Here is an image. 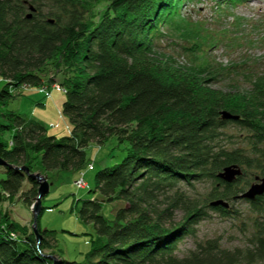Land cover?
Listing matches in <instances>:
<instances>
[{"label":"trees","instance_id":"obj_1","mask_svg":"<svg viewBox=\"0 0 264 264\" xmlns=\"http://www.w3.org/2000/svg\"><path fill=\"white\" fill-rule=\"evenodd\" d=\"M46 1L60 6L59 13L37 9L29 17L26 10L43 0H0V79L5 82L0 90V159L7 164L0 166L6 176L0 181V202L20 199L30 207L37 197V182L21 168L31 174L40 166L46 177L59 172L80 175L87 166L93 169L87 146L103 145L109 138L124 145L126 155L96 173L92 192L97 197L76 201L78 218L91 223L95 232L84 262L61 258L55 231L39 226L49 209L41 206L39 243L31 227L0 209V264H52L47 252L58 255L59 264L264 261V220H255L254 250L246 255L221 250L218 241L199 244L182 259L175 255L180 242L207 216L206 209L230 215L229 206L212 207V202L242 199L236 198L243 191L238 177L237 183L218 178L224 168L255 166L264 177V74L253 79L249 92L222 91L210 85L220 75L209 65L185 70L168 60L155 61V56H164L159 52L164 30L170 41L184 42L181 50L192 56L201 52L205 59L215 45L201 35V23L193 24L180 13L187 0ZM243 1L218 0L226 6ZM205 46L208 49H202ZM47 68L52 75H46ZM52 85L64 89L62 113L70 122V135L59 139L48 136L36 120L4 110L17 89ZM222 111L238 118L224 120ZM227 124L248 131L252 153L263 158L262 166L257 156L239 149L215 150L218 132ZM6 132L8 141L2 138ZM203 179L218 184L204 205L178 186ZM116 199L126 205L108 219L103 205ZM247 201L261 218L264 194ZM177 211L183 216L174 223Z\"/></svg>","mask_w":264,"mask_h":264},{"label":"rangeland","instance_id":"obj_2","mask_svg":"<svg viewBox=\"0 0 264 264\" xmlns=\"http://www.w3.org/2000/svg\"><path fill=\"white\" fill-rule=\"evenodd\" d=\"M38 5H32L33 8L26 10V15L32 16L37 9H40L43 14L59 13L60 6L50 1L43 0ZM104 6V3L96 6L93 12L97 14ZM180 13L189 17L193 24L201 23L204 27L200 31L201 35L208 38L209 44H214L216 41L215 45L209 49L208 46L202 47L204 50L208 49L205 59L201 52L192 56L181 50L180 45L185 44L184 42L170 41V36H165L166 33L163 29L161 34L164 37L159 39L162 41L159 52L164 55V58L155 56L153 59L160 60L162 64L168 60L177 69L185 70L209 65L215 73L220 75L211 80L210 85L214 89L222 91L237 89L249 92L248 88L251 87L253 79L264 74V0H244L243 3L231 6H226L218 0H187L182 5ZM194 57L198 58L195 60ZM45 73L46 75L53 74L50 68H47ZM208 76L211 77V75ZM4 83L0 79V90ZM54 86L42 88L23 86L12 93L14 98L7 103L4 110L36 120L45 127L48 136L57 139L67 137L70 135V122L62 113V104L65 100L64 89L60 87L57 91ZM218 133L220 136L213 143L215 150L239 149L251 158L257 156L252 153L248 131L235 124H227ZM2 138L4 141H8L10 133H3ZM124 147V145L118 144L115 138H109L100 146L90 143L85 151L88 163L92 165L93 169L89 170L87 166L80 175L59 172L52 176L47 174L48 178L41 173L40 166L37 167L35 173H31L42 176L51 184L48 195L43 200L41 199V206L49 209H45L41 215L39 226L42 230L55 231L56 244L58 250L61 251V258L78 263L85 261V255L91 250V241L95 239V232L91 223H84L78 218L75 209L76 201L92 200L97 197L92 192L96 173L104 167L119 164L126 155ZM262 159L259 156L256 157V160L260 161V165ZM5 177L4 169L0 167V181ZM81 177L86 186L78 188L75 185V180ZM238 178L239 182L236 180L234 182H238L237 186L243 191L236 195L243 194L252 184L259 183L256 179L263 178V175L262 171L255 166L243 167ZM24 186L28 188L27 183ZM178 186L185 195L200 200L202 205L207 202L206 200H209V194L214 191V188H218L216 187L218 186L217 182L211 179H203L192 185L180 184ZM217 190L220 191L221 188ZM4 197H8V195L4 194ZM225 202L228 203L230 215L224 217L206 209L207 216L195 225V233L182 240L178 245L175 253L177 258L182 259L189 256L197 245L209 241H218L221 250L231 253L236 251L246 255L254 250V238L258 231L255 220H264V207L261 211L262 217L257 219L258 211H254L250 207L247 199ZM33 203L34 201L28 207L20 199H15L11 203L9 200H4L0 202V209L8 210L12 220L32 229L31 206ZM125 205L121 199L105 203L102 214L106 218L112 219L115 211ZM182 216L181 211L175 212L174 223H178ZM46 254V257L52 260V264L54 260L59 262L58 255L51 256L48 252ZM238 264H264V261L256 260L251 263L240 259Z\"/></svg>","mask_w":264,"mask_h":264},{"label":"water","instance_id":"obj_3","mask_svg":"<svg viewBox=\"0 0 264 264\" xmlns=\"http://www.w3.org/2000/svg\"><path fill=\"white\" fill-rule=\"evenodd\" d=\"M220 114H221V118L224 120H228V119L233 120L238 118L237 116H232L230 113L226 111H222ZM6 165L7 164L0 159V166H6ZM21 170L27 173L30 178L36 180V182L38 183L37 197L35 198L34 203L31 206V212H32V231L35 235L37 243H39L41 240V235L37 232V218L41 211V199L48 195L51 184H49L42 176L38 174L35 175L29 174L27 168H21ZM240 174H241V169L238 166L233 165L224 168L218 174V178L226 183H231L238 176H240ZM256 180L259 181V183L252 184L249 187V189L243 194H241L238 198L252 200L257 196H262L264 194V177L261 179L257 178ZM211 206L212 207L221 206L227 208L228 203L223 200H216L211 203ZM53 264H59V262L54 260Z\"/></svg>","mask_w":264,"mask_h":264},{"label":"built area","instance_id":"obj_4","mask_svg":"<svg viewBox=\"0 0 264 264\" xmlns=\"http://www.w3.org/2000/svg\"><path fill=\"white\" fill-rule=\"evenodd\" d=\"M56 89H59L58 86H54ZM91 169V166L89 167V170ZM75 185L78 187V188H81L83 186H86V183L84 182V180L81 178H78L76 181H75Z\"/></svg>","mask_w":264,"mask_h":264}]
</instances>
